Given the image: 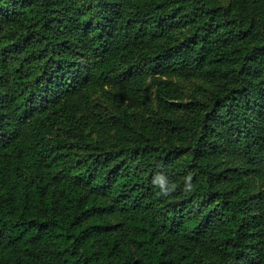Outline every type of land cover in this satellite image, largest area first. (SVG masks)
I'll return each mask as SVG.
<instances>
[{"label": "trees", "instance_id": "1", "mask_svg": "<svg viewBox=\"0 0 264 264\" xmlns=\"http://www.w3.org/2000/svg\"><path fill=\"white\" fill-rule=\"evenodd\" d=\"M124 1L0 0V264H242L256 249L264 197L240 193L236 166L264 160V13ZM178 20L196 29L171 43ZM146 71L163 97L150 133L79 155L86 88L127 94ZM172 76L206 101L173 103Z\"/></svg>", "mask_w": 264, "mask_h": 264}, {"label": "rangeland", "instance_id": "2", "mask_svg": "<svg viewBox=\"0 0 264 264\" xmlns=\"http://www.w3.org/2000/svg\"><path fill=\"white\" fill-rule=\"evenodd\" d=\"M137 1H124V12L134 9ZM216 1L219 5L228 8L230 16L236 15L248 20L257 11L264 13V0ZM195 29L196 25L193 22L178 20L171 29L168 39L171 43L176 42L192 36ZM164 79L170 81L166 86L173 103L184 105L193 101H206L209 87L202 81L185 79L181 76ZM86 91L87 103L84 109L75 112L76 117L83 124L88 142L86 147L77 149L79 155L89 153L104 156V149L118 147L121 139L129 138L137 132L149 134L151 130L148 129L152 122L161 118L163 97L148 71L142 83L127 94L119 93L111 87H88ZM225 108L226 106L221 107L219 112L223 113ZM236 167L240 171V177L236 182L240 193L248 191L258 196V199L264 197V160L255 167L240 161ZM255 213L264 217V213L258 207ZM261 228L260 231L259 228H255L256 249L243 258L242 264H264V221Z\"/></svg>", "mask_w": 264, "mask_h": 264}]
</instances>
